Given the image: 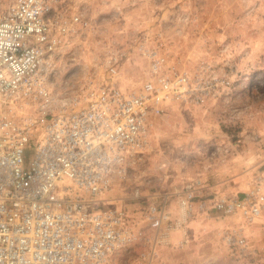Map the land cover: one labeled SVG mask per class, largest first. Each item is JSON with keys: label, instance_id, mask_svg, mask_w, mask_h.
I'll use <instances>...</instances> for the list:
<instances>
[{"label": "built area", "instance_id": "1", "mask_svg": "<svg viewBox=\"0 0 264 264\" xmlns=\"http://www.w3.org/2000/svg\"><path fill=\"white\" fill-rule=\"evenodd\" d=\"M64 1L0 8V264H154L200 213L230 217L218 239L234 260L256 261L246 229L264 215V174L244 191L200 175L152 190L142 167L157 119L174 102L204 104L216 77L169 65L145 41L139 81L121 83L117 49L92 73H68L91 25Z\"/></svg>", "mask_w": 264, "mask_h": 264}, {"label": "rangeland", "instance_id": "2", "mask_svg": "<svg viewBox=\"0 0 264 264\" xmlns=\"http://www.w3.org/2000/svg\"><path fill=\"white\" fill-rule=\"evenodd\" d=\"M8 2L0 0V8ZM63 5L70 13L82 12L91 25L87 40H75V59L65 60L68 73H92L106 51L117 49L127 51L119 64L121 83L139 81L148 65L138 47L145 41L169 65L216 77L215 94L204 104L174 102L157 119L142 165L152 190L201 175L209 183L228 180L222 189L237 192L264 174V0H65ZM222 78L228 83H220ZM222 219L223 225L230 221ZM246 234L261 249L254 262L234 260L219 240L208 252L203 243L195 253L194 245L182 252L171 248L179 253L160 255L154 264H264V215Z\"/></svg>", "mask_w": 264, "mask_h": 264}, {"label": "crops", "instance_id": "3", "mask_svg": "<svg viewBox=\"0 0 264 264\" xmlns=\"http://www.w3.org/2000/svg\"><path fill=\"white\" fill-rule=\"evenodd\" d=\"M200 177L203 179V181L207 182L201 175ZM213 183V182H211ZM217 183H220L221 187L223 184H229L230 181L223 180V182L217 181ZM246 190V189H243ZM224 219L218 218V217H212V216H206L202 213L194 215L187 223L186 225V242L180 246V247H166L162 249L161 255L164 256V258H167L173 254H178V251L185 250L188 246H193L191 249L195 252L198 251V246L203 247L207 245V252L211 251V249L214 247L213 243L219 241L217 235H216V229L219 225H223L221 222H223ZM225 224V223H224ZM183 235L180 231L173 232L172 233V242H179L182 239ZM203 240H207L209 244H206L203 242ZM186 247V248H185ZM171 248H175L174 250L178 251H172ZM185 248V249H183ZM182 249V250H181ZM210 262L214 263V259L210 260ZM200 263V261L196 262ZM215 264V263H214ZM222 264H225L224 261H222ZM230 264V263H227Z\"/></svg>", "mask_w": 264, "mask_h": 264}]
</instances>
